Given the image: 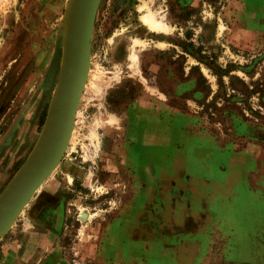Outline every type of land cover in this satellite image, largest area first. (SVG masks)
I'll list each match as a JSON object with an SVG mask.
<instances>
[{
	"label": "rangeland",
	"instance_id": "rangeland-1",
	"mask_svg": "<svg viewBox=\"0 0 264 264\" xmlns=\"http://www.w3.org/2000/svg\"><path fill=\"white\" fill-rule=\"evenodd\" d=\"M60 1L66 8L68 0ZM224 1L200 0L197 6L181 8L177 0H99L92 26L86 80L63 156L2 236L0 244L12 236L21 238L24 229H32L40 213L48 211L53 203L54 210L62 209L68 215H64L62 223L69 226L66 244L70 241L71 245L66 255L60 246L55 264H129L130 261L131 264H173L174 259L160 254L159 233L147 232L146 240H127L125 229L142 222L139 221L141 214L136 217L126 214L129 210L124 212L129 194L135 190L129 167L131 161L148 160L143 143L148 147L158 144L155 147L158 149L161 145V149L175 142V137L161 136L166 129L162 119L167 110L184 112V120L189 124L195 121L201 123L203 130L216 133L219 129L226 131L225 123L230 120L258 118V122H264L262 70L260 76L250 70L249 77L244 71H235L229 76L224 73L227 69L224 65L251 66L255 62L250 55H224V21L234 14V8L232 14H225ZM162 9L170 12L165 15L171 25L170 41L175 43L176 33H182L180 37L193 51L190 52L193 58H176L179 51L172 44L170 51L154 49L152 42L161 35L150 31H169L163 21L166 11ZM12 11L13 0H0V135L25 105H28V111L34 106L40 135L51 112L62 69L63 50L54 60L60 23L54 27L50 24L51 29L48 28L42 40L28 38L21 48L17 46L13 50L9 48V43L14 41ZM149 12L157 14V19L166 27L164 30H152L144 23L142 19ZM183 18L185 22L181 24ZM231 24L228 28L234 30L236 25L233 21ZM239 44L235 40L231 42L234 48H240ZM133 55L137 60L135 69L130 68ZM194 59L218 68L215 69L217 77L213 88L196 69L186 77L196 78L204 93L201 109L191 103L183 102V106L175 98H168L162 104L148 97L143 87L144 78L152 75L151 78L163 83L185 79L183 64H192ZM153 66L158 68L156 73L152 72ZM250 76L257 80L253 83ZM174 90L172 86H161V91L169 96L175 93ZM168 126H172L170 122ZM12 178L0 190V201ZM80 212L87 217L81 219ZM111 227H114L113 231ZM60 242L63 245V240ZM113 249L120 250L117 260L113 259ZM145 251L152 254L146 262Z\"/></svg>",
	"mask_w": 264,
	"mask_h": 264
},
{
	"label": "crops",
	"instance_id": "crops-1",
	"mask_svg": "<svg viewBox=\"0 0 264 264\" xmlns=\"http://www.w3.org/2000/svg\"><path fill=\"white\" fill-rule=\"evenodd\" d=\"M199 1L179 0L183 6L193 7ZM223 3L225 14H232L234 8V14L224 21V55H250L255 59L251 66L224 65L227 68L224 73L229 76L235 71H244L249 77L253 69L260 76L261 70L264 73V0H225ZM64 12L65 5L60 0H13L14 41L9 43V48H21L28 38L42 40L50 24L54 27L62 22ZM149 15L161 24L156 13H147L142 20ZM165 15L163 21L169 31H150L162 36L152 42L154 49L161 51L171 45V25ZM232 21L236 26L229 30ZM162 26L158 30L166 28ZM232 40L240 43V48L232 47ZM176 48L180 56L193 58L183 48ZM175 57H179L178 53ZM183 65L185 79L163 83L148 75L143 87L148 97L162 104L168 98H175L201 109L204 93L196 78L186 77L196 69L213 88L218 68L196 60ZM157 70L156 66L152 67V72ZM250 77L252 82L257 80L255 76ZM161 86H172L175 93L169 96L161 91ZM27 106H21L0 135V190L26 163L39 138L34 106L29 111ZM197 113L201 114L199 110ZM165 114L162 124L166 129L161 136L175 137V142L161 149V145L157 149L158 144L148 147L143 143L148 160L131 161L129 165L135 190L129 194L124 212L129 210L126 214L136 217L141 214L139 221L143 223L124 228L127 240H146L147 232L159 233L160 254L174 259L173 264H264V122H258V118L230 120L225 123L226 131L219 129L216 133L203 130L201 123L189 124L184 120V112L167 110ZM51 206L34 222L32 229H24L21 238L12 236L0 244V264H55L60 246L64 255L69 253L70 241L66 244L69 226L62 223L64 215H68L62 209L54 210L53 203ZM111 228L113 231L114 227ZM119 252L113 249L114 260L118 259ZM144 255L145 262L152 256L149 251Z\"/></svg>",
	"mask_w": 264,
	"mask_h": 264
},
{
	"label": "water",
	"instance_id": "water-1",
	"mask_svg": "<svg viewBox=\"0 0 264 264\" xmlns=\"http://www.w3.org/2000/svg\"><path fill=\"white\" fill-rule=\"evenodd\" d=\"M99 0H68L57 33L54 60L63 50L62 69L51 112L26 163L12 178L0 201V239L19 211L61 159L86 80L90 39ZM10 226V227H9Z\"/></svg>",
	"mask_w": 264,
	"mask_h": 264
},
{
	"label": "bare ground",
	"instance_id": "bare-ground-1",
	"mask_svg": "<svg viewBox=\"0 0 264 264\" xmlns=\"http://www.w3.org/2000/svg\"><path fill=\"white\" fill-rule=\"evenodd\" d=\"M157 15V14H156ZM145 17V16H144ZM144 21L147 23V25H149L150 26V28H153V29H163V24L161 25L157 20H155V18L153 17V16H148V17H146L145 19H144ZM136 62H137V60H136V56L135 55H133L132 56V58H131V64H130V68L131 69H135L136 68ZM84 85V84H83ZM82 85V86H83ZM82 90V89H81ZM71 132V131H70ZM92 132V131H91ZM69 136H70V134H69ZM68 140H69V137H68ZM68 140H67V142H68ZM66 145H67V143H66ZM65 148H66V146H65ZM65 150V149H64ZM60 161V160H59ZM59 161L57 162V164L55 165V167L53 168V170L49 173V175L55 170V168L57 167V165H58V163H59ZM49 175L44 179V181L49 177ZM44 181L37 187V189L35 190V192L33 193V195H32V197L29 199V201L25 204V206L26 205H28L29 203H30V201L32 200V198L34 197V195L39 191V189L41 188V186L43 185V183H44ZM25 206H23V208L19 211V213L17 214V216L23 211V209H24V207ZM80 214H81V219H85L86 217H87V215L85 214V213H81L80 212ZM17 218V217H16ZM15 218V219H16ZM15 219H14V221H15ZM14 221H13V223H14ZM10 227V226H9Z\"/></svg>",
	"mask_w": 264,
	"mask_h": 264
},
{
	"label": "flooded vegetation",
	"instance_id": "flooded-vegetation-1",
	"mask_svg": "<svg viewBox=\"0 0 264 264\" xmlns=\"http://www.w3.org/2000/svg\"><path fill=\"white\" fill-rule=\"evenodd\" d=\"M177 2H178L179 6H180L181 8H182V7L190 6V5L183 6V5L181 4V2H179V0H177ZM177 7H178V6H177ZM192 7H193V6H192ZM178 8H179V7H178ZM162 11H163V12L166 11L165 14H167V15L170 13V12H168V10H166V9H165V10L163 9ZM163 15H164V13H163ZM181 22H183V23H181V24H184V22H185V21H184V18H183V20H182ZM177 24H179V23L177 22ZM181 34H182V33H181ZM181 34L177 32V33H176V38H177V39H176V42H175V43H172V42H171V44L174 45L175 47L180 48V49L183 48V49L186 50L189 54H190V52L193 53V51L190 50V47H189L188 45H186L185 42L183 41V37H180ZM159 37L162 38V36H159ZM169 39L171 40L170 35H169ZM170 46H171V45H170ZM186 48H187V49H186ZM166 51H170V49H168V50H166ZM177 53H178V52H177ZM175 55H176V54H175ZM178 55H179V57H180L181 54L178 53ZM191 55H192V54H191ZM179 57H176V58H179ZM38 126H39V121H38ZM37 130H38V127H37ZM41 214H43V213H40V215H41ZM65 220H67L66 217H65ZM263 242H264V238H263Z\"/></svg>",
	"mask_w": 264,
	"mask_h": 264
}]
</instances>
